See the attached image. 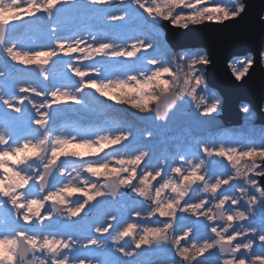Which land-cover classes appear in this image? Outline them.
Masks as SVG:
<instances>
[{"label":"snow or ice","instance_id":"snow-or-ice-1","mask_svg":"<svg viewBox=\"0 0 264 264\" xmlns=\"http://www.w3.org/2000/svg\"><path fill=\"white\" fill-rule=\"evenodd\" d=\"M66 13L101 26L58 35ZM242 14L241 0H0V264H144L141 252L164 257L151 264H264V129L169 136L178 112L213 124L220 101L208 98V55L169 61L158 24L187 29ZM21 22L51 43L25 47ZM258 56L264 64V50ZM7 61L22 66L21 79L50 84H9ZM254 63L245 56L229 67L240 81ZM53 66L66 69L63 83ZM86 90L127 114L96 126L60 120L61 105L86 106ZM105 204L127 218L98 221L92 213Z\"/></svg>","mask_w":264,"mask_h":264},{"label":"water","instance_id":"water-1","mask_svg":"<svg viewBox=\"0 0 264 264\" xmlns=\"http://www.w3.org/2000/svg\"><path fill=\"white\" fill-rule=\"evenodd\" d=\"M241 3L246 7V14H242V18L225 21L223 24L206 21L202 25L178 29L167 22L161 23L165 30V40L174 50L188 47L206 50L211 60L209 65L203 66L206 82L222 97L221 111L218 116H213V124H195L186 116H180L178 112L170 121V129L188 125L198 132H205L227 123H240L241 103L249 104L256 113V122L264 125V66L258 56L264 47V19H261L264 15V0H241ZM247 54L253 55L255 63L249 72L237 81L228 62L234 57ZM15 71L22 74L23 69L19 67ZM31 77L44 83L36 74ZM28 107L30 109V106ZM105 205L98 206L94 211L102 209Z\"/></svg>","mask_w":264,"mask_h":264},{"label":"rangeland","instance_id":"rangeland-1","mask_svg":"<svg viewBox=\"0 0 264 264\" xmlns=\"http://www.w3.org/2000/svg\"><path fill=\"white\" fill-rule=\"evenodd\" d=\"M71 21H73V20H71ZM72 23V22H71ZM30 33H32V31L30 32ZM29 33V34H30ZM45 35H47V34H45ZM27 43H30L32 46H34V44L32 43V41H34L31 37H26L25 39H24ZM164 51H166L167 53H169V61H171V58H172V55L173 54H171L168 50H167V48L165 47V45L163 44V49H162V53L164 52ZM64 59H68V58H64ZM11 62V61H10ZM232 63V62H231ZM4 63H3V60H2V57L0 58V65H3ZM12 65H16V64H12ZM53 69H54V72H50L51 74H54V75H56V77H57V80L58 79H60V77H61V75H62V73H60L59 72V68H57V67H55V66H53ZM55 70H57L58 72H55ZM10 72H12V70H10ZM15 80H12V79H10L9 80V82L8 83H10V82H14ZM11 84V83H10ZM87 100V99H86ZM92 100V99H91ZM105 100H107V99H105ZM108 101V100H107ZM111 102V101H110ZM111 103H113V102H111ZM66 113H68V112H66ZM16 114H14V113H9V116L10 117H14ZM65 115H67V114H65ZM3 116H4V112L3 111H0V118L2 119L3 118ZM110 117L111 118H109L108 120H114V119H117V117H114L113 115H110ZM113 117H114V119H113ZM82 120V119H81ZM78 122H81L82 124H84L85 122H83V121H79L78 120ZM102 123V121H100V123L98 124V125H100ZM86 125H90V126H96V124H89V123H86ZM174 134V133H173ZM173 134H171V135H173ZM171 135H169V136H171ZM174 137H176L177 138V136L176 135H174ZM137 139H138V136H137ZM217 167H220L219 165H217ZM227 187V186H226ZM124 210H125V208L122 210V209H118V208H114L113 209V213H119V214H121L122 215V213H125L124 212ZM84 215V214H83ZM151 255V256H154L152 259L149 257V256H147V255ZM139 260H141V261H143L144 262V264H151V262L152 261H159L160 259H163L162 257H161V254H159V253H156V252H141V256H139V257H137ZM202 258V257H201Z\"/></svg>","mask_w":264,"mask_h":264},{"label":"trees","instance_id":"trees-1","mask_svg":"<svg viewBox=\"0 0 264 264\" xmlns=\"http://www.w3.org/2000/svg\"><path fill=\"white\" fill-rule=\"evenodd\" d=\"M160 38H162V36L160 35ZM163 40V38H162ZM164 44V41H163ZM165 45V44H164ZM168 50V49H167ZM151 51V50H149ZM169 51V50H168ZM186 52H191V51H186ZM184 52V53H186ZM182 52H179V54H181ZM193 53H203L201 50H194ZM201 67V66H198ZM210 92V99L214 96L216 99H218V96L216 95V93L214 91L209 90ZM92 97H95V99H104L103 97H100L98 94H93ZM86 99H90L89 97H86ZM93 99V98H92ZM219 100V99H218ZM75 106V105H74ZM250 123L245 122V124H243L241 127L239 128H234V129H229V130H224V131H220L217 133H213V137H206V136H202L205 139H215L221 135L228 137L230 135H239V134H245V133H249L252 129H255V131L258 133L260 130L264 129L262 127H257V126H251L249 125Z\"/></svg>","mask_w":264,"mask_h":264},{"label":"flooded vegetation","instance_id":"flooded-vegetation-1","mask_svg":"<svg viewBox=\"0 0 264 264\" xmlns=\"http://www.w3.org/2000/svg\"><path fill=\"white\" fill-rule=\"evenodd\" d=\"M69 18H71L74 21H76L77 22V26H78L77 28H80V23H82L83 21L87 20L88 19V15L87 14H84V15L75 14L73 16H70ZM89 20H91V19H89ZM34 30H36V29L27 30V31L25 29V30H23L22 32H20L19 34H16V35H22L23 37L26 38V37H28L29 33L31 31H34ZM36 31H39V30H36ZM12 64L13 63H11L9 65V68H13L14 65H12ZM27 81H28V79H27Z\"/></svg>","mask_w":264,"mask_h":264}]
</instances>
